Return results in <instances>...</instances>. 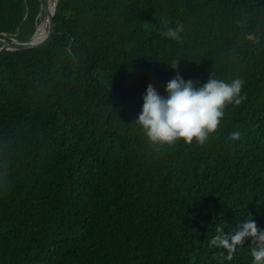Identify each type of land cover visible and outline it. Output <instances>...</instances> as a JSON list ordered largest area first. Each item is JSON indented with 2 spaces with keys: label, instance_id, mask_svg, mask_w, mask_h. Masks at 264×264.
I'll use <instances>...</instances> for the list:
<instances>
[{
  "label": "trees",
  "instance_id": "obj_1",
  "mask_svg": "<svg viewBox=\"0 0 264 264\" xmlns=\"http://www.w3.org/2000/svg\"><path fill=\"white\" fill-rule=\"evenodd\" d=\"M39 11L0 0V35L30 37ZM54 21L0 53V264H252L251 240L231 259L209 241L264 229V0H58ZM178 73L245 82L205 145L137 123Z\"/></svg>",
  "mask_w": 264,
  "mask_h": 264
},
{
  "label": "clouds",
  "instance_id": "obj_2",
  "mask_svg": "<svg viewBox=\"0 0 264 264\" xmlns=\"http://www.w3.org/2000/svg\"><path fill=\"white\" fill-rule=\"evenodd\" d=\"M181 33L182 26L177 25L162 35L180 42ZM244 87L245 82L238 77L231 82L209 78L206 83L194 84L178 73L166 84V94L148 85L137 123L149 142L156 145L172 147L180 141L205 145L217 132L225 110L246 101ZM239 137V131H233L227 139L235 141ZM247 240H251L252 264H264V229L258 228L252 218L240 222L231 232L218 229L209 246L226 250L231 259V254Z\"/></svg>",
  "mask_w": 264,
  "mask_h": 264
},
{
  "label": "water",
  "instance_id": "obj_3",
  "mask_svg": "<svg viewBox=\"0 0 264 264\" xmlns=\"http://www.w3.org/2000/svg\"><path fill=\"white\" fill-rule=\"evenodd\" d=\"M53 2V7L51 3ZM58 0H40V11L38 17L41 21L37 24L34 33L26 39H18L14 36L1 33L0 35V53L4 50H23L41 46L49 41L55 28L54 16L57 10ZM45 23V34L43 37L39 36V27Z\"/></svg>",
  "mask_w": 264,
  "mask_h": 264
},
{
  "label": "bare ground",
  "instance_id": "obj_4",
  "mask_svg": "<svg viewBox=\"0 0 264 264\" xmlns=\"http://www.w3.org/2000/svg\"><path fill=\"white\" fill-rule=\"evenodd\" d=\"M51 7H53V2L51 3ZM39 32H41V33H39V36H40V37H43L44 34H45V23H42V24L40 25V27H39Z\"/></svg>",
  "mask_w": 264,
  "mask_h": 264
}]
</instances>
